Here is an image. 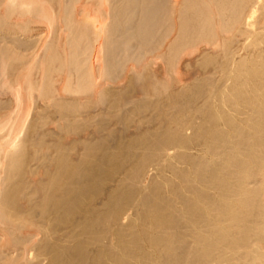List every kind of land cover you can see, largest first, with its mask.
<instances>
[{
  "label": "bare ground",
  "instance_id": "6f19581e",
  "mask_svg": "<svg viewBox=\"0 0 264 264\" xmlns=\"http://www.w3.org/2000/svg\"><path fill=\"white\" fill-rule=\"evenodd\" d=\"M0 264H264V0H0Z\"/></svg>",
  "mask_w": 264,
  "mask_h": 264
}]
</instances>
